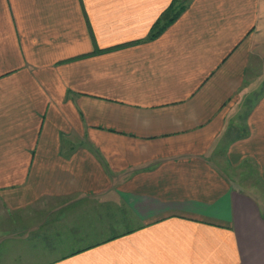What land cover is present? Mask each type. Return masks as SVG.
Masks as SVG:
<instances>
[{"label":"crops","instance_id":"1","mask_svg":"<svg viewBox=\"0 0 264 264\" xmlns=\"http://www.w3.org/2000/svg\"><path fill=\"white\" fill-rule=\"evenodd\" d=\"M0 264H264V0H0Z\"/></svg>","mask_w":264,"mask_h":264},{"label":"trees","instance_id":"2","mask_svg":"<svg viewBox=\"0 0 264 264\" xmlns=\"http://www.w3.org/2000/svg\"><path fill=\"white\" fill-rule=\"evenodd\" d=\"M183 7L175 10L174 3L167 9L166 13L154 24L149 39L156 38L162 31H164L181 13Z\"/></svg>","mask_w":264,"mask_h":264}]
</instances>
